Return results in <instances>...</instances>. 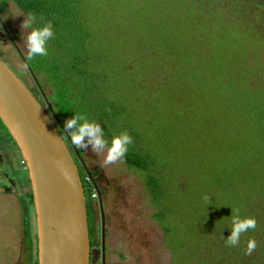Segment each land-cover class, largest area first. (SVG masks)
<instances>
[{
    "label": "trees",
    "instance_id": "16d2710c",
    "mask_svg": "<svg viewBox=\"0 0 264 264\" xmlns=\"http://www.w3.org/2000/svg\"><path fill=\"white\" fill-rule=\"evenodd\" d=\"M233 1L0 0L1 13L14 2L35 13L36 27L52 22L47 56L26 58L61 132L71 141L76 129L65 124L80 113L100 125L108 146L121 133L132 137L121 158L143 179L174 264H231L248 255L253 239L254 258L264 262V222L257 216L264 205V38ZM160 66L169 69L167 82L139 87ZM160 91L185 109L194 100L224 104L214 145L230 168L209 167L204 181L193 168L196 177L169 180L159 163L160 140L147 137L158 126ZM233 215L254 217L257 225L229 246Z\"/></svg>",
    "mask_w": 264,
    "mask_h": 264
},
{
    "label": "rangeland",
    "instance_id": "374dc122",
    "mask_svg": "<svg viewBox=\"0 0 264 264\" xmlns=\"http://www.w3.org/2000/svg\"><path fill=\"white\" fill-rule=\"evenodd\" d=\"M257 1L264 3V0ZM233 2L243 7L246 17L251 19L259 35L264 37V8L256 18L254 0ZM27 15L29 14L14 2H11L4 14V18L18 29L19 44L25 53L26 34L32 30L21 27ZM236 22L238 21L232 23ZM3 47V54L0 52L2 59L18 75L17 70L21 71L24 82L36 89L37 84L18 52L9 43H5ZM144 61L146 62V58ZM168 71V68L160 66L150 77L144 78L146 85L140 83L139 87L146 86L145 88L152 90L155 86L165 84ZM160 94L158 98L162 101L158 112V126L147 137L155 136L160 140L159 163L168 170L169 180H173L175 174L196 177L192 168L200 180L210 177L206 172L209 167L230 168L226 155L221 156L222 151L214 145L217 143L216 138L222 134V115L227 112L224 104L213 105L208 101L200 104L194 100L195 105L185 109L179 104L171 103L168 93L160 91ZM41 103L48 109L42 96ZM164 133L167 136L171 134L170 139H165ZM202 142L205 152L201 151L199 145ZM222 145L226 147L227 143L223 141ZM91 147L89 145L88 148H83L85 155L92 164H97L103 170L105 186L109 188L108 197L104 201L110 228L106 240L112 249L108 254V264H174L163 239V232L152 217L154 208L148 200L141 176L130 169L122 158L106 163L108 147L99 152H94ZM172 148H178L179 155H175ZM21 159L20 151L0 122V264H35L38 259L36 214L29 195L32 189L27 169ZM10 177L16 180V187ZM96 209L100 210L98 206Z\"/></svg>",
    "mask_w": 264,
    "mask_h": 264
},
{
    "label": "water",
    "instance_id": "95a60500",
    "mask_svg": "<svg viewBox=\"0 0 264 264\" xmlns=\"http://www.w3.org/2000/svg\"><path fill=\"white\" fill-rule=\"evenodd\" d=\"M0 120L31 182L38 264H90L87 198L78 165L52 114L1 56Z\"/></svg>",
    "mask_w": 264,
    "mask_h": 264
},
{
    "label": "flooded vegetation",
    "instance_id": "af4514ba",
    "mask_svg": "<svg viewBox=\"0 0 264 264\" xmlns=\"http://www.w3.org/2000/svg\"><path fill=\"white\" fill-rule=\"evenodd\" d=\"M254 4H255L254 5L255 7H253L254 14H255V17L257 18L259 16V12H261V9L264 8V3L257 1V0H254ZM239 8L241 10L243 9V7L241 5H239ZM242 11H244V10H242ZM5 13L0 12V19H1L0 20V46H1L0 52L3 54L2 51H3V48H4L3 46L5 43H9L18 52V54L21 57L23 64L26 66L28 72L31 74L32 78L35 80V82L37 84V88L33 89L28 84H26V85L30 88L32 93L35 95V97L41 103V96L44 99V97H43L44 91H43L41 85L38 83V80L36 79L35 73H33L32 70L29 68L28 59L26 58V60H25V58H23V57H26L27 54L24 52V50L22 49V47L19 44V31L17 28H15L13 25H11L4 18ZM17 71H18L19 75L22 76V79H23V73L19 70H17ZM23 81H25V80L23 79ZM47 110L49 111V109H47ZM62 135L64 136V138H65V140H66V142H67V144H68V146H69V148H70V150H71V152L75 158V161L78 165L79 173H80L81 178L83 180V184H84V188H85V192H86L88 217H89V228H90V246H91L90 264H108V260H109L108 254L110 253V251L112 249H111L110 245H108L107 240H106L108 237L109 229H110L108 226L109 220L107 219V216H106L105 210H104V201L107 199L108 194H109L108 193L109 188L107 186H105L106 178L104 176L103 170L97 164H92L90 162V159H88V157L85 155L84 149L82 147L75 146L70 141L69 137H66L63 133H62ZM8 144H10L9 141H8ZM12 178L13 177H10V181H13V183L15 184V187H16L17 182H16V180H14V178L13 179ZM144 189H145V187H144ZM145 192H146V190H145ZM97 206L100 208V210L96 209ZM153 208H154V206H153ZM257 210H258V213H257ZM257 210H256L257 216L260 217V215H262V221L264 222V205H261L260 207H258ZM154 211H153V214H154ZM99 214H100V216H99ZM153 214H152V217H153ZM153 219L159 225V223L157 222V220L154 217H153ZM159 227L161 228L160 225H159ZM161 230H162V228H161ZM162 232H163V230H162ZM163 236H164V234H163ZM163 239H164V237H163ZM166 247H167V245H166ZM167 249L169 250L168 247H167ZM169 252H170V250H169ZM118 255H119V253H118ZM171 255H172V253H171ZM240 255H242V254H239V256ZM257 256H258V253H257V250H255L253 252V254L243 255L241 257V259H238V257H237L236 260L231 264H264V262L260 263L258 260L257 261L255 260L254 257H257ZM172 257H173V255H172ZM259 259H260V257H259ZM172 262H173V259H172Z\"/></svg>",
    "mask_w": 264,
    "mask_h": 264
},
{
    "label": "clouds",
    "instance_id": "9594fccd",
    "mask_svg": "<svg viewBox=\"0 0 264 264\" xmlns=\"http://www.w3.org/2000/svg\"><path fill=\"white\" fill-rule=\"evenodd\" d=\"M36 15L31 13L26 16L21 27L31 28L32 30L26 34L27 41V56L29 59L33 57L47 56L48 49L47 43L53 37L52 22L44 24L41 27H36ZM65 127L68 129L75 128L76 131L71 133V141L78 147L88 148L94 152L108 147L105 162H113L118 158L123 157L128 151V145L132 142V137L127 133L116 135L111 140V145L108 146V141L105 139L103 130L100 125L89 120L86 115L77 113V116L66 121ZM257 221L254 217L241 218L239 215H233L231 221V233L225 239L226 245L236 246L240 243L242 233L247 232L249 229H255ZM256 249V241L249 240L247 243L246 253L251 254Z\"/></svg>",
    "mask_w": 264,
    "mask_h": 264
},
{
    "label": "built area",
    "instance_id": "2783aa9c",
    "mask_svg": "<svg viewBox=\"0 0 264 264\" xmlns=\"http://www.w3.org/2000/svg\"><path fill=\"white\" fill-rule=\"evenodd\" d=\"M23 162H24V160H23Z\"/></svg>",
    "mask_w": 264,
    "mask_h": 264
}]
</instances>
